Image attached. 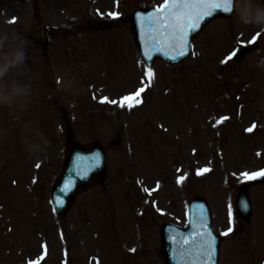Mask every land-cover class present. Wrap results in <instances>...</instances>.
Listing matches in <instances>:
<instances>
[{
  "label": "rangeland",
  "instance_id": "rangeland-1",
  "mask_svg": "<svg viewBox=\"0 0 264 264\" xmlns=\"http://www.w3.org/2000/svg\"><path fill=\"white\" fill-rule=\"evenodd\" d=\"M160 3L162 0H0V32L28 40V59L18 80L30 82L33 94L38 85L37 92L45 91L53 74L39 63L41 58L47 59L59 70L55 79L65 92L56 110L46 108L44 100L38 102L34 96L26 110L0 108V142L7 151L6 142L14 141L19 149L18 141L22 143L25 137L30 142L48 140L35 154L22 146L25 153L5 167L13 178L6 184L7 193L0 183V264H28L36 258L39 241L45 239L36 235L29 241L30 231L37 233L29 228L32 222L46 227L45 221L56 239L48 237L52 244L46 261L40 264H61L60 259L65 264H164L161 250L155 253L157 226L168 220L181 222L184 199L200 193L211 201L221 197L224 184L233 189L244 179V170L264 162V156L255 152L256 147L264 149V67L260 66L264 31L243 25L234 11L230 19L216 18L203 29L186 60L178 64L158 60L148 66L136 50L128 17L135 7ZM36 8L42 25L52 31L48 51L42 42L37 45L31 40L29 27L36 22ZM257 33L252 46L249 41ZM240 41L251 44L248 54L241 61L227 60V53ZM103 69L108 75L100 76ZM140 84L147 87L139 104L121 106L118 97ZM106 96L108 100L102 102ZM107 111L122 122L109 119ZM83 113L89 118L85 120ZM69 118L74 119L70 124L75 138L82 142L101 139L107 146L108 176L104 184L79 196L73 210L57 220L48 195H42L39 188L48 180L47 173L60 166L55 163L61 160L63 147L53 135H62L57 124ZM253 124L254 131H247ZM117 136L121 141L113 145ZM13 159L10 156L9 161ZM50 159L52 163L47 162ZM38 172L46 175L36 184L43 198L39 211L32 212L36 202L12 192L22 189L25 180ZM253 190L256 206L247 223L251 230L248 246L257 251L253 264H264V245H257L264 238V195L262 189ZM8 195L11 204L6 207L1 202ZM143 206L144 218L131 220V209ZM215 210L223 217L228 209L216 203ZM54 219L57 226L51 223ZM109 220H114L118 239L107 225ZM242 229L240 226L239 232ZM237 240L227 239L225 247ZM77 241V257L68 261L61 257L63 249L73 255L72 243ZM232 255L226 256L232 264H246L248 257L242 247Z\"/></svg>",
  "mask_w": 264,
  "mask_h": 264
},
{
  "label": "clouds",
  "instance_id": "clouds-1",
  "mask_svg": "<svg viewBox=\"0 0 264 264\" xmlns=\"http://www.w3.org/2000/svg\"><path fill=\"white\" fill-rule=\"evenodd\" d=\"M230 6L231 10L235 8L243 25H252L264 31V4L257 0H230ZM26 47L27 41L17 34L0 32V108L6 107L14 112L28 108L29 98L33 95L31 83L11 78L26 66ZM260 66L264 67V60L260 61ZM22 143L28 152L35 154L43 150L48 140L30 142L25 137Z\"/></svg>",
  "mask_w": 264,
  "mask_h": 264
},
{
  "label": "snow or ice",
  "instance_id": "snow-or-ice-1",
  "mask_svg": "<svg viewBox=\"0 0 264 264\" xmlns=\"http://www.w3.org/2000/svg\"><path fill=\"white\" fill-rule=\"evenodd\" d=\"M165 5H169L168 7V13H167V18L165 21V26L171 27L173 31L175 32L176 30H181L183 31V34L186 36L187 32L184 31V29L187 28H192L193 30L195 27L198 25H193L192 24V17L193 13L197 11V9H207L206 12L201 13V15H210L211 11L214 9H222L225 12H230L231 11V6H230V0H164V4L161 5V8H163ZM197 18H200L198 15ZM15 18H13V21ZM12 21H10L11 23ZM260 33H257L255 36H253L252 41H249V43L254 42L257 37H259ZM185 45L187 44V41H184ZM179 55H184V52L181 51ZM235 55V53H232L228 58L226 59H231V56ZM175 59V57H173ZM144 89L140 88L137 89L135 93H132L128 96L122 97L121 102H128V106L131 107L133 103V97L138 96L141 92H143ZM102 102L107 101V97H102L101 98ZM112 103H117V101H111ZM135 103H139V101H135ZM121 106H123V103H121ZM219 122V121H218ZM252 129L249 128L248 131H251ZM99 159V156L97 155L96 157ZM39 166V165H37ZM202 171H207L206 169ZM262 173H264V170H262ZM262 173H252L250 175V178H255L257 175H260ZM247 175V174H245ZM232 229L229 228L228 232H230ZM224 235H227L228 233L225 232L223 233ZM208 251L207 255L209 258L212 256V244H208Z\"/></svg>",
  "mask_w": 264,
  "mask_h": 264
},
{
  "label": "water",
  "instance_id": "water-1",
  "mask_svg": "<svg viewBox=\"0 0 264 264\" xmlns=\"http://www.w3.org/2000/svg\"><path fill=\"white\" fill-rule=\"evenodd\" d=\"M91 150V151H90ZM84 154L79 156L78 154L74 155V158L78 160V165L70 167L64 174V181L62 183V189L67 188L70 183H86L89 184L93 177L98 176L99 173L103 171V153L99 151V148L93 147L85 150ZM97 155L99 159H97ZM74 184H72L73 186ZM66 186V187H65ZM71 186V187H72ZM185 242L181 243V237L174 236L169 243V250L167 252L169 264H176L177 259L174 257L173 251L183 249ZM215 247V244H213ZM175 253V252H174Z\"/></svg>",
  "mask_w": 264,
  "mask_h": 264
},
{
  "label": "bare ground",
  "instance_id": "bare-ground-1",
  "mask_svg": "<svg viewBox=\"0 0 264 264\" xmlns=\"http://www.w3.org/2000/svg\"><path fill=\"white\" fill-rule=\"evenodd\" d=\"M39 65H42V66H44V70H46L47 69V67L45 66V65H43V64H39ZM18 75L17 74H14V76L13 77H11L12 79H19L18 77H17ZM48 94H52V89L51 88H49L48 89ZM23 189V191H25V189L24 188H22Z\"/></svg>",
  "mask_w": 264,
  "mask_h": 264
}]
</instances>
